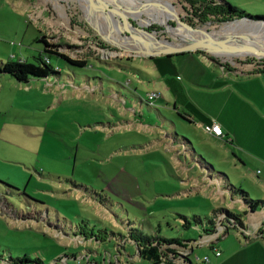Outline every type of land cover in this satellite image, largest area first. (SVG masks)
Returning <instances> with one entry per match:
<instances>
[{
  "label": "rangeland",
  "instance_id": "rangeland-1",
  "mask_svg": "<svg viewBox=\"0 0 264 264\" xmlns=\"http://www.w3.org/2000/svg\"><path fill=\"white\" fill-rule=\"evenodd\" d=\"M108 1L33 0L41 22L27 24L19 0H0V66L17 61L37 65L38 56H44L40 36L51 45L48 50L86 62L70 64L47 54L49 77L27 83L0 73V264H77L82 255L87 257L82 264H133L129 255L136 256V250L125 238L108 233L99 241L75 237L85 223L122 234L131 225L147 235L179 239L181 245L198 244L206 223L194 224L192 217L203 219L213 209L234 204L219 193L224 176L252 200H264L262 168L255 160L242 164L233 158L229 141L210 136L201 124L173 110L168 86L189 87L195 78L184 73L189 57L135 53L147 51L140 48L144 37L125 31ZM140 1H133L135 8L151 2L165 12L151 0ZM157 1L171 11L170 28H177L174 16L181 13L183 24L215 36L238 23L239 29L264 30V24L247 19L201 22L184 0ZM224 1L251 16H264V0ZM131 22L155 31L163 41L172 39L157 22ZM236 33L254 47L264 44V33ZM100 50L116 55L101 59ZM201 53L229 69L260 61ZM208 63L218 73L226 70ZM148 91L160 94L153 106L146 102ZM183 96L205 102L213 112L209 106L215 93L186 88ZM178 107L180 113L194 115L189 104ZM200 184L204 190H198ZM181 216L190 223L186 229ZM204 249L194 246L193 255L202 258ZM93 251L106 252V261Z\"/></svg>",
  "mask_w": 264,
  "mask_h": 264
},
{
  "label": "crops",
  "instance_id": "crops-1",
  "mask_svg": "<svg viewBox=\"0 0 264 264\" xmlns=\"http://www.w3.org/2000/svg\"><path fill=\"white\" fill-rule=\"evenodd\" d=\"M24 1H27V5ZM24 1L19 0L18 2V8L23 10L21 13L23 19L35 12L37 8L33 4V0ZM36 12L38 13L37 10ZM25 22L27 23V20ZM184 56L189 57L192 61L190 66L184 68V73L190 77L194 75L195 78L191 79L189 87L188 85L184 87L185 85L182 84L174 87L168 86V90L172 93L173 104L171 106L173 110L184 115L190 123L195 122L201 126L209 125L211 122L217 123L224 134L223 139H217L224 143L229 141L226 144L230 145L233 158H237L242 164H245L248 158L255 160L262 168L259 174L261 175L260 179L264 181V73H252L253 65L231 67L226 70L222 67V72L218 73L214 70L213 64H206V60H209L207 57L195 52L173 55L167 58ZM186 88L215 93L216 100L212 102V106H209L213 112L206 110L208 106L203 101L197 102L195 99L188 100L184 96L182 97V89L185 92ZM178 103L185 106L189 104L194 115L190 117L186 113H180L182 109L178 107ZM238 152L243 153L244 158L236 155ZM227 181L231 183L229 179ZM200 186L201 188L198 190H204L201 184ZM237 188L242 190L240 186ZM219 193L223 195L222 199L225 201L226 193L221 190ZM246 193L251 199L250 193ZM212 194L216 193L212 192ZM262 194L264 195V192ZM255 200L264 201L258 198ZM233 203L238 204V206L230 203L227 206L228 209L218 208L230 212L237 210L233 213L244 211L238 201ZM242 221L243 231L248 235L246 236L235 229L228 230L215 244L220 253L218 257L209 247H204L209 251L203 252V255L209 258L208 264H264V209L259 207L254 212H248ZM93 252L102 256V262L106 261L103 256L106 252L104 254ZM122 257L124 258V254ZM129 258L130 260L126 259L127 262L129 260L128 263L132 261L133 264H142V259L137 255L130 254ZM118 264L121 263L118 262Z\"/></svg>",
  "mask_w": 264,
  "mask_h": 264
},
{
  "label": "trees",
  "instance_id": "trees-1",
  "mask_svg": "<svg viewBox=\"0 0 264 264\" xmlns=\"http://www.w3.org/2000/svg\"><path fill=\"white\" fill-rule=\"evenodd\" d=\"M194 11L197 13L198 19L201 22H224V21H231L237 19H249L254 21H264V16H251L247 14L242 9L235 7L224 0H184ZM182 15L181 13L175 15V19L178 25L182 28L188 29L182 22H181ZM45 36H40L38 39L39 43L43 44L42 52L44 56H38L36 59L38 64H31L27 63L26 61H17V62H7L2 63L0 66V73L7 74L11 76V78L15 79L17 82L20 83H27L30 79H46L49 77L52 69L50 63L47 60V54L56 55L63 58L65 61L69 62L70 64L75 65H85V61H74L69 59L68 57L60 54H56L51 50H48L47 47L51 45L47 44L44 40ZM195 53L202 54L200 51ZM203 55V54H202ZM173 56V55H172ZM171 57V56H166ZM210 61L215 64L221 65L226 69H229L228 65L219 63L218 60L212 57H208ZM253 69L252 73H264V60L257 61L252 64ZM148 103V102H147ZM149 106V104H148ZM180 115V114H179ZM184 119L186 117L181 115ZM190 145V144H189ZM221 182L223 183V188L220 190L226 193L230 197L231 202L238 201L242 207L244 208L243 212H230L223 208L214 209L212 211V215L209 217H204L203 219L198 216H193L192 221L194 224L201 225L203 230L204 236L214 232L215 230V220L219 215H225V219L234 221L236 227L235 230H242L243 228V217L246 216L248 212H254L257 208L264 209V201L259 200H252L247 196V193L242 191L241 189L236 188L234 185L229 183L224 176ZM100 203V202H99ZM102 204V203H101ZM183 219V226L185 229L189 227L190 223L187 222V217L181 216ZM83 224V223H82ZM82 227V226H81ZM79 229L82 231V234H79L75 237L84 238L90 236H94L96 240L104 239L101 238L102 235L105 233L113 235L114 238L122 237L128 240L131 245L136 250V255L142 259L143 261H147L149 264H159L160 258L167 257V255H177L176 249L180 247H184L181 245L179 239H167L162 238L157 235H147L140 231L139 229L133 228L131 225H127L126 233L122 234L121 231L108 232L106 228H99L94 229V226H90L89 223H85L84 227ZM103 229V230H102ZM188 243V242H186ZM175 247V248H173ZM187 264H192L189 260H186ZM26 260L20 261L19 264H27ZM167 264H174L171 261H167Z\"/></svg>",
  "mask_w": 264,
  "mask_h": 264
},
{
  "label": "water",
  "instance_id": "water-1",
  "mask_svg": "<svg viewBox=\"0 0 264 264\" xmlns=\"http://www.w3.org/2000/svg\"><path fill=\"white\" fill-rule=\"evenodd\" d=\"M113 7L112 10L115 12L116 16L120 20L123 28L130 35L143 36L145 39L149 40L153 51H148L147 53L135 52L144 55L147 58H154L159 56H172L192 52H210L217 49L223 53L229 54L231 58L239 60H263L264 59V48L262 49H242L236 43L229 42L228 40L215 36L212 32L205 29H195L189 26H185L191 31L188 37H184L183 40H178L174 42L172 39L161 40L155 31H150L140 27L139 25H134L131 20L133 18L130 16V12L123 5L121 0H112ZM239 20H245L239 19ZM249 20V19H247ZM237 20H231L228 22H234ZM252 23H263L264 21H254L249 20ZM178 27V23H177ZM193 33V34H192ZM134 52V51H132ZM214 55V54H213Z\"/></svg>",
  "mask_w": 264,
  "mask_h": 264
},
{
  "label": "built area",
  "instance_id": "built-area-1",
  "mask_svg": "<svg viewBox=\"0 0 264 264\" xmlns=\"http://www.w3.org/2000/svg\"><path fill=\"white\" fill-rule=\"evenodd\" d=\"M39 15L34 14V13H30V15H28L27 17V23L31 24H40L39 22H41V20H39ZM43 24V23H42ZM98 54L100 55L101 59H109L112 58L111 57V53L110 52H105L103 50L98 51ZM147 96V101L148 104L150 106H153V104L155 103L156 100H158L160 98V94L155 92V91H148V93L146 94ZM202 129L204 130V132H206L207 134L214 136L216 138L219 139H223L224 138V134L222 132V129L220 128V126L215 123V122H211L209 125H204L202 127ZM236 225L234 223V221L232 220H227L225 219V216L223 215H219L217 216L216 220H215V230L214 232L206 235L204 237V240L199 241L198 244H193V243H184V247H180L176 249V256L175 255H167V257H162L160 258V262L159 264H167V261H171L174 264H187L186 260H189L192 264H208L209 263V258L207 256H203L202 258H200L198 255H193L194 252V246L196 248H203V247H209L214 255L216 257H218L220 255V253L218 252L217 248L215 247V244L217 243V241L223 237L228 230L230 229H235ZM242 230H237L243 234H245L246 236L248 235L246 232ZM81 241L78 240L77 244H79ZM175 248V247H173ZM87 260V257L82 255L79 256L77 258L76 263L80 264L81 260ZM118 264V263H117Z\"/></svg>",
  "mask_w": 264,
  "mask_h": 264
},
{
  "label": "bare ground",
  "instance_id": "bare-ground-1",
  "mask_svg": "<svg viewBox=\"0 0 264 264\" xmlns=\"http://www.w3.org/2000/svg\"><path fill=\"white\" fill-rule=\"evenodd\" d=\"M111 1V2H110ZM108 1L110 4L112 2V0ZM123 2V5L125 6H128V11L130 12V16L133 18V19H137L140 21V24H143L142 20H145L147 21V24L151 23V22H157L159 23L160 25H163L165 26V29L166 31L169 33V35L172 37V40L174 42H177L178 40H183L184 37H188L191 33V31L189 29H186V28H182L178 25L177 28H170L168 26V21L170 20V17H171V11L166 7L164 6L163 4H161L160 1H157V0H151L152 2H154L155 4L161 6L165 12L158 8L154 5L151 4V2H147V3H143L144 1H142L143 5L145 6V8L143 7H138L136 6L137 8L134 7L133 5V1H137V2H141L140 0H121ZM146 1V0H145ZM146 4V5H145ZM132 5V7L130 6ZM136 5V4H135ZM161 14L163 16V18L161 19ZM145 15L146 18H143ZM170 15V16H169ZM174 19H175V16H174ZM138 22V21H137ZM237 22V21H236ZM242 23H238V24H235L229 28H226L225 30H222L221 32H219L216 36L217 37H222L226 40H228L229 42H234L236 43L240 48H244V49H249V48H255V49H262L264 48V44L260 46L257 45V47H254L253 43H247L246 39L247 37H240L237 35L236 31H239V30H247L249 31V33H261L263 34L264 33V30L262 29H259V30H254V26H250L248 29H239L238 27L241 26ZM255 24H263V23H255ZM257 26V25H256ZM112 33H109L108 35H111ZM193 34V33H192ZM255 36V35H254ZM143 37V36H142ZM250 37V36H249ZM264 39V37H263ZM145 42L142 43L140 46V48H146V50H140L139 52H143V53H147L149 50H153V47L151 46V43L149 42V40L147 39H143ZM124 48H129L130 46H128L127 44L125 45H122ZM133 47L135 49H139L138 46L136 45H133ZM259 47V48H258ZM135 52H138L135 50ZM212 52H216V53H221V54H224V55H228L230 56L229 54H226V53H223L221 51H218L217 49H214L212 50ZM116 54H111V57H115Z\"/></svg>",
  "mask_w": 264,
  "mask_h": 264
}]
</instances>
